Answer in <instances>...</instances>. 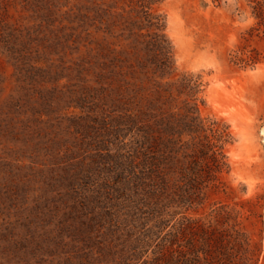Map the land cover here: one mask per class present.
Returning <instances> with one entry per match:
<instances>
[{
    "label": "rangeland",
    "instance_id": "rangeland-1",
    "mask_svg": "<svg viewBox=\"0 0 264 264\" xmlns=\"http://www.w3.org/2000/svg\"><path fill=\"white\" fill-rule=\"evenodd\" d=\"M134 3L0 0V264H264V0H158L120 81Z\"/></svg>",
    "mask_w": 264,
    "mask_h": 264
},
{
    "label": "trees",
    "instance_id": "trees-1",
    "mask_svg": "<svg viewBox=\"0 0 264 264\" xmlns=\"http://www.w3.org/2000/svg\"><path fill=\"white\" fill-rule=\"evenodd\" d=\"M158 0H135L133 8L130 9V13H133L131 21L130 36L126 40H130L126 47L120 52L121 57H114L113 61L126 62L125 65L126 73L122 74L121 71L116 73L120 78V81H125V76L129 75V78H136V75H142L147 77L149 68L153 70V73L159 72L161 75L170 73L172 69V58L170 47L165 37L159 33L162 25L160 24L159 16L152 14L150 6L156 3ZM97 12V11H96ZM106 14V10H100L97 12V20L101 24L106 19L103 17ZM104 18V19H103ZM154 28L152 33L146 32V34H137L132 32L133 28L141 31L143 28ZM97 31L101 30L100 27L96 28ZM132 37V39H130ZM98 42V41H95ZM102 44V45H101ZM101 44L96 43L99 49H104L103 45L105 41ZM123 78V79H121ZM126 85V82H125ZM196 88L195 83L188 78H183L179 84L176 86V90L179 93L186 92L191 94ZM157 97L159 98L161 94L159 91H156ZM168 89H164L162 94H166L167 97H170ZM157 98V99H158ZM187 107V112L190 113L191 107L188 106V103L185 102ZM211 152L210 159L212 167L210 165H205L208 172L218 170L224 166L223 155L218 151V147L215 145L204 146ZM217 148V149H215ZM220 149V148H219ZM195 176L198 178V173H195Z\"/></svg>",
    "mask_w": 264,
    "mask_h": 264
}]
</instances>
